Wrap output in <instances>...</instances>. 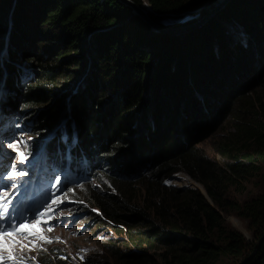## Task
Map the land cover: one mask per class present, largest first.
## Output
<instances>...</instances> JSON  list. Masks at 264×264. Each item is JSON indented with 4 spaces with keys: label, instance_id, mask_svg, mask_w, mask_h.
<instances>
[{
    "label": "trees",
    "instance_id": "obj_1",
    "mask_svg": "<svg viewBox=\"0 0 264 264\" xmlns=\"http://www.w3.org/2000/svg\"><path fill=\"white\" fill-rule=\"evenodd\" d=\"M131 1L143 5L142 0ZM145 1L151 9L149 18L164 31L168 17L177 18L184 11L190 16L192 7L208 0ZM15 4L12 52L0 66V81L21 60L31 71L25 67L27 75L20 71L7 81L18 96L13 118L29 117L28 109L34 107L29 119L38 134L51 132L60 119H67L65 127L75 128L67 136L80 141L76 152L103 159L107 168H93V179L104 173L113 192L89 190L88 195L94 208L103 211L106 227L118 236L105 242L108 257L115 264H217L222 258L264 264V90L235 109L245 93L253 91L246 74L248 52L254 46V55L264 66V0H232L214 19L182 38L152 28L119 0H16ZM5 5L0 6V24L8 13ZM227 23L249 37L243 34L245 38L233 44L224 28ZM49 28L60 51L54 60L68 57L61 63L47 60L49 48L38 41V34L43 36ZM19 42L33 45L32 51L19 53ZM86 61L89 75L71 87L85 73ZM186 84L197 85L193 87L199 102L192 98L185 104ZM96 90L99 98L93 97ZM208 99L213 107L209 112ZM18 104L25 113H16ZM235 110L229 138L217 150L228 160L222 166L196 147L216 122L225 121ZM188 122L193 126L184 138ZM63 148L60 140L45 147L58 156H63ZM36 149L31 145L28 153ZM133 164L145 166L134 174L136 178L129 174ZM156 167L160 170L153 173ZM149 169L151 175H142ZM178 171L202 186L209 200L198 189L164 183ZM261 172L260 195L242 204L228 201L230 187L238 189ZM221 212H235L251 228L262 229L260 245L249 246L243 234L227 229ZM83 264H90L89 259Z\"/></svg>",
    "mask_w": 264,
    "mask_h": 264
},
{
    "label": "rangeland",
    "instance_id": "obj_2",
    "mask_svg": "<svg viewBox=\"0 0 264 264\" xmlns=\"http://www.w3.org/2000/svg\"><path fill=\"white\" fill-rule=\"evenodd\" d=\"M12 1L13 0H0V6L5 5L4 2H6L7 5H5L4 8L8 10L7 15L4 17L5 18L4 24H0L1 25L0 66L6 63L5 58L8 57L12 52L11 51L12 36H10L12 32L11 13L16 0H14L13 3ZM142 1H143V5H142L143 9L147 8L146 9L147 12L148 13L151 12L149 4L145 0ZM192 1L193 0H188L187 3L190 4ZM194 1L198 2L199 0H194ZM222 1L223 0H208L207 2H204L202 5L198 7H192L189 10L190 16L184 15L185 13L188 12V11H184L181 12L179 17L177 18L173 16L168 17L169 19L165 20L164 22L166 26L163 27V29H165L164 31H166L169 29L178 30L181 28L189 27L195 21L203 20ZM231 1L232 0H230L228 4H230ZM10 4L11 6L9 8ZM228 4L222 7L220 11L211 15V17H209L210 19L207 20L206 22H203V24L200 25L197 29H199L200 27L204 26L207 22L214 19V17H216L219 12L227 8ZM44 22H41V24H44ZM224 26H225L224 28L230 34V38L233 44H236L238 42L237 41L238 38L243 40L245 36L249 37L248 33L246 35L243 33L245 35L244 36L242 34V30H240L231 23L224 24ZM53 31L54 30L49 28L45 31L43 36L41 34H38V38H39L38 41L44 44L45 48H49V51H47L45 54L47 60H49L53 64H57V63H61L62 61H65L68 57L63 58L58 62L54 60V58L57 57L56 54L60 53V51L58 48L55 47L56 42L53 41L54 38L50 39L51 35L53 34ZM251 32L253 33L252 30ZM185 34H188V32L185 31L181 34L171 35V36H175V37L180 36L179 38H182V36ZM251 40L250 43L252 45L253 39L251 38ZM259 43H260L259 46L262 47L263 43L262 42ZM239 46L240 47L246 46V43H240ZM254 47L251 48V50L248 52L249 59L247 60L248 70L246 74L247 79H250V82L253 83V87H252L253 91L246 92L245 93L247 94L245 95L246 98L244 97L245 99L243 98L237 104L235 109H238L240 106H243V103L245 101H251L255 98H258V96H260L262 91L264 90V66L259 64L260 62L257 60L258 55L257 56L254 55L255 53ZM32 49H33V45L25 46L23 45L22 42H19V48H18L19 53L21 51L29 52L32 51ZM55 50L57 52H55ZM18 55L19 54H16L14 57H18ZM10 59H8L7 61H9ZM20 64L22 66H20ZM26 64L27 62L21 60V62L17 64L18 66L17 65L14 66L13 76L15 75V73L17 74L20 71H24L25 67H28L26 66ZM88 68H89L88 62L86 61L82 64V70L84 71L85 69V73H82V76L79 78V80L74 81L71 87L75 83H78L79 81H83L82 79L83 76L89 75L90 72L89 71L86 72ZM23 73H25V71ZM20 79L23 80V76H21ZM8 80H5L4 82L5 83L4 94L3 91L0 92V99H3L4 95L6 94L4 102H0V150L5 155L6 154L9 155V156L6 155L11 159L8 166L12 167L13 165H16L17 161L19 160L17 153L13 149L7 146L9 143L19 142L22 149L26 153H28L29 146L31 145L37 147L36 150L37 152L40 149H45L46 143L51 142L53 140H60V143L65 146L75 131V128L72 124H70V126L68 127H65L67 125L66 124L67 119L61 120L59 122V125L55 127L51 132L47 131V132H43V134H38L33 130V125L29 119V117H34V110H35L34 107L32 109L31 108L28 109V111L30 110L29 117L28 116L20 117L19 121H16L13 118V113H14L13 103L18 99V96L17 93L11 91L12 90L11 87L8 88L6 86ZM2 83L3 82L0 81V86L2 85ZM193 86L197 87V85H193ZM193 86L191 87L190 84L185 85L186 91L184 98H186V102H187L185 103L186 105H188V102L192 98L193 100L196 99L198 102L200 101L199 94H197V91ZM200 88H204V86L200 85ZM14 94L16 96L12 98ZM99 96H100L99 92L98 90H96V95L93 97L99 98ZM208 100H209L208 102L210 103L209 106L208 105L206 106L207 112L212 111L213 108L211 106L210 99ZM216 104H217L216 101H212L213 106ZM15 109H16V113L26 112V110L22 109L19 104L17 105V107H15ZM236 111L237 110L232 111L231 115L225 121L222 120L220 122L219 121L216 122V124L214 125L215 127L213 129V132H209V134L205 135V138L202 139V142L199 143L196 147L197 152L199 154L204 155L205 157L218 162L222 166H225V164L228 163V160L223 158L217 152V150L221 146H224V143L229 138V134L232 130V126L234 123ZM192 126L193 124L190 122L185 124L184 138L188 135L187 134L188 131L186 130H189ZM68 131H72L71 136L70 135L67 136ZM188 133H191V131H189ZM61 134H62V138H59L58 135ZM2 136H6L5 141L1 140ZM76 144L77 145H74L75 149H77L80 146V141L78 143L76 141ZM70 145L72 146V143ZM36 152L34 151L33 153ZM33 153H29L28 158L31 157ZM97 159L99 160V163H97L96 161ZM27 165L28 163L23 168L26 169ZM91 165L98 166L101 169L107 168L106 164L104 163L103 159L100 158V156L95 157L91 161ZM137 165L138 164H133L132 166L133 168H131L132 172H129L130 175H133V178L134 177L136 178L134 174L138 173L139 170L141 169L143 170V168H145V166L136 168ZM159 170L160 169L156 167L153 173H156ZM151 172L152 169L151 171L149 169L147 170L146 173H143L142 175L146 176L148 173H150L151 175L152 174ZM104 175H105L104 173H101L100 175L95 174V177L99 176L96 178V180H92L91 178L89 181L82 182L78 186L69 188L67 189L66 193L60 197L63 199V203H60L58 206H54L55 211L52 213L56 217V219H53L50 222V224L42 225V227L45 229H47L48 227H52L54 229L50 233L45 232V235H47L50 239H52L53 241L52 243H43L37 241L39 246L35 250L32 251L24 250L23 252H21L20 247L17 246L15 254L18 257L22 256L26 258L28 264H39L40 260H42L41 262H47L44 260L49 258L60 260L63 262L71 261L68 262V264H83L86 263L88 259L90 264H93V262L94 264H115L114 261L110 259V257H108L107 250L105 249L106 246L105 242L107 243L110 239H117L118 236L111 229L106 227L108 221L105 219L104 214L102 213L103 211L94 208L93 201L90 200V197L88 195L89 190L91 191L98 190V192H104V191L113 192L111 190V183L109 186V183L108 181H106ZM5 179H7L6 176ZM164 183L168 186H173L178 188L198 189L207 198V195H205L202 186H200L198 183L193 181L191 178L186 176V174L181 171H178L173 175H171L166 181H164ZM261 192H262V172L255 174L253 177H249L246 181L242 183V186L238 187V189L236 186L230 187L227 193V197H228L227 199L228 201L234 200L242 204L246 201L256 198L258 195L261 194ZM61 213H63V215H60ZM221 215L224 220V226L229 230H234L243 234L249 246L254 247L256 245H260L261 243L260 239L263 233L262 229H257L255 227L251 228L250 222L238 216L235 212H229V213L221 212ZM235 220L238 221L239 224L235 225L233 223V221ZM27 221L34 222L32 221V219H30V217L27 219ZM25 243H29V246H31L29 241H25ZM240 261L241 260L235 261L233 259L222 258L221 260H219L217 264H239Z\"/></svg>",
    "mask_w": 264,
    "mask_h": 264
},
{
    "label": "snow or ice",
    "instance_id": "obj_3",
    "mask_svg": "<svg viewBox=\"0 0 264 264\" xmlns=\"http://www.w3.org/2000/svg\"><path fill=\"white\" fill-rule=\"evenodd\" d=\"M7 146L17 153L21 164L27 162L29 153H26L22 149L19 142L9 143ZM26 175L25 171H18L15 165H13L11 171L6 173V178L8 180H16ZM56 183L59 184V181L57 180ZM13 188H15V185H13ZM10 196L11 193L7 191L0 192V219H7L11 204ZM60 203H63L62 198L51 199V203L46 206L44 211L38 213V218L34 222L13 223L10 229L0 227V264H9V262L10 264H28L26 258L22 256L18 257L15 254L17 246L23 252L24 250H35L39 246L37 241L43 243L53 242L52 239L45 235V232L50 233L54 229L52 227L45 229L42 225L50 224L53 219H56L52 213L55 211L54 206H58ZM60 215H63V213ZM25 241H29L31 246H29V243H25Z\"/></svg>",
    "mask_w": 264,
    "mask_h": 264
},
{
    "label": "bare ground",
    "instance_id": "obj_4",
    "mask_svg": "<svg viewBox=\"0 0 264 264\" xmlns=\"http://www.w3.org/2000/svg\"><path fill=\"white\" fill-rule=\"evenodd\" d=\"M146 3V2H145ZM147 9V8H146ZM146 9H144V11L145 12H147V10ZM148 13V12H147ZM210 18H207V17H205L203 20H198V21H196V22H194L191 26H189V30H187V32H189V31H193V30H195V29H197L198 28V26H199V22L201 21H203V22H206L207 20H209ZM186 28L187 27H185V28H181L180 30H182L183 32H185L186 31ZM185 29V30H184ZM166 31H171V29H169V30H166ZM182 33V32H181ZM4 77H3V79H4V82H5V80H8V79H10V78H7L5 75H3ZM2 83V85L0 86V92H2L3 91V94H4V87H5V83ZM7 90V89H6ZM6 95V94H5ZM5 95H4V98L3 99H0V102H4V100H5ZM61 120H63V119H60L59 120V122L61 121ZM1 140L2 141H5L6 140V136H2L1 137ZM6 155H8V154H6ZM1 150H0V185H2L3 183H5L8 179H5V176H6V173L8 172V171H11V169H12V167L11 166H8V164L10 163V158L9 157H7ZM9 156V155H8ZM62 158H63V156L60 154V156H58V154H56V155H53V154H51L50 156H45V155H43V156H41V154H39V153H33L32 154V156L31 157H29L27 160H31V161H43V162H46V163H48V164H50V165H54V164H57L60 160H62ZM187 176V175H186ZM186 178V177H185ZM25 185H27L26 183H25ZM205 195H206V193H205ZM208 198V197H207ZM10 214H11V209L9 208V212H8V214H7V216H10ZM233 223L235 224V225H237V224H239L238 223V221H233Z\"/></svg>",
    "mask_w": 264,
    "mask_h": 264
},
{
    "label": "water",
    "instance_id": "obj_5",
    "mask_svg": "<svg viewBox=\"0 0 264 264\" xmlns=\"http://www.w3.org/2000/svg\"><path fill=\"white\" fill-rule=\"evenodd\" d=\"M121 3H123L124 5L130 7L133 9L134 13L136 15H138L139 17H141L146 23L150 24L152 27L156 28L159 32L162 31L161 28H159V26L157 24H154V22L149 18L148 13L144 11L143 7H138L136 6L131 0H119ZM230 0H223L218 6H216L206 17L209 18L211 17V15H213L214 13L218 12L221 10L222 7H224L226 4L229 3ZM179 17V16H178ZM199 26L203 24L202 22L198 23ZM198 26V27H199ZM190 28L187 27L186 31L189 30ZM183 30V29H182ZM178 29V30H171V31H162L168 35H177V34H181V32L183 33V31ZM185 30V29H184ZM14 71V70H13ZM13 71L11 72H6L4 73V75L7 78H10L13 75ZM248 260V259H247ZM245 260L244 263L247 261Z\"/></svg>",
    "mask_w": 264,
    "mask_h": 264
},
{
    "label": "crops",
    "instance_id": "obj_6",
    "mask_svg": "<svg viewBox=\"0 0 264 264\" xmlns=\"http://www.w3.org/2000/svg\"><path fill=\"white\" fill-rule=\"evenodd\" d=\"M33 146V145H32ZM37 150V149H36ZM35 150V152H36ZM36 153L41 154V156L45 155V156H50L51 154L46 150V149H40L38 150Z\"/></svg>",
    "mask_w": 264,
    "mask_h": 264
}]
</instances>
